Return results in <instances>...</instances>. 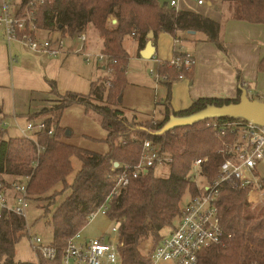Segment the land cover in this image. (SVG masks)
<instances>
[{
  "label": "trees",
  "instance_id": "trees-1",
  "mask_svg": "<svg viewBox=\"0 0 264 264\" xmlns=\"http://www.w3.org/2000/svg\"><path fill=\"white\" fill-rule=\"evenodd\" d=\"M222 1L230 5L233 18L264 26V0ZM26 2L21 0V5ZM33 17L34 32L57 31L61 38L75 36L84 31L87 24H93L102 39V51L108 56L105 69L112 76L92 82L88 95L72 92L61 95L51 109L43 108L28 119L39 117L37 119L44 121L47 128L53 129L52 136L42 132L36 133L35 138H0V176L11 177L12 181L27 180V199L47 200L49 205L54 201L57 186H68L66 178L72 170L71 158L76 157L80 169L69 185L71 192L51 216L53 239L50 245L57 249V260L68 239L80 233L91 220L90 214L103 207L109 220L119 222L122 264H150L151 251L145 255L139 245L149 238L157 241V245L165 237L161 232L171 228L170 233L174 228L184 194L197 192L190 178L193 162L202 160L199 173L211 182L217 178L218 167L224 160L222 141L205 127L208 119L165 132H160L162 127L170 116H187L207 105L236 102L239 97L234 100L200 97L187 109L176 112L166 106L164 118L155 123L151 119L137 121L135 117L128 120L118 107V97L127 85L129 53L124 40L135 33L139 37L138 49H142L149 31L154 36L166 32L175 39L178 32L194 31L204 33L206 41L225 50L221 24L199 12L175 10L168 1L160 0H46L34 8ZM110 17L115 19L114 24ZM259 66H264V56ZM192 68L193 65L189 70L157 65V72L171 77L165 82L166 100L170 96L171 82L177 80L179 74L191 76ZM73 104H80L100 117L107 132L108 149L104 154L60 140L66 133L58 124L61 113ZM144 140L172 156L173 161L167 166L168 175L160 177L155 174L157 167H149L136 178L130 176L127 187L110 198L115 175L124 165L138 163L144 152ZM262 185L264 189V181ZM247 190L236 184L222 186L217 205L224 237L221 243L203 249L197 264H264V201L251 211ZM26 234L24 218L14 213L0 218V264H31L14 260L15 246ZM57 260L43 262L59 264Z\"/></svg>",
  "mask_w": 264,
  "mask_h": 264
},
{
  "label": "built area",
  "instance_id": "built-area-1",
  "mask_svg": "<svg viewBox=\"0 0 264 264\" xmlns=\"http://www.w3.org/2000/svg\"><path fill=\"white\" fill-rule=\"evenodd\" d=\"M45 1L27 0L22 6L20 0L16 8L12 0L4 1L0 5V28L3 30L7 43L17 41L32 51L55 57L64 50L63 38H37L33 34L36 30L34 8ZM196 3L201 5L204 1L196 0ZM169 5L178 10V0H170ZM77 37L84 42L86 34L82 31ZM175 42L177 43L178 40L175 39ZM102 49L97 52L96 59L105 62L106 65L108 56ZM84 57L88 60L90 56ZM156 63L189 70L194 64V58L188 53L175 50L171 59L166 61L157 59ZM148 72L157 81L168 82L171 79L169 74H161L154 68H149ZM183 77V74H179L177 79ZM151 120L153 123L157 122L154 118ZM205 127L213 130L222 140L221 152L224 160L218 167V176L211 182H198V178H201L198 171L202 160L197 159L193 162L190 178L195 182L197 192L189 194V199L181 207L174 228L151 250L150 264L159 261H170L172 264H197L198 255L203 249L222 242L224 231L220 222L217 200L223 185L236 184L239 188H247V200L253 208L263 204L264 179L258 173V169L264 165V124H256L241 117L213 118L206 121ZM19 132L23 138H35L36 133L42 132L52 136L53 129L47 128L44 121H28L24 128L19 129ZM35 143L39 152L40 147L36 141ZM142 145L144 152L138 163L134 166L124 165L115 175V186L110 198L127 187L130 176L136 178L140 172H145L149 167H167L172 163V156L162 152L159 146H153L148 140H144ZM26 181L7 182L0 176V218L10 213L26 218L28 200ZM8 190L11 191V197ZM251 196L254 198L251 199ZM97 212L105 215L106 208L102 207L91 213L89 219H92ZM118 228L119 222H115L112 227L113 234H103L88 239H81L80 233H76L68 239L59 260H57V249L44 243L40 237H30V243L42 260L51 263L57 260L59 264H122L119 250L122 243L118 238Z\"/></svg>",
  "mask_w": 264,
  "mask_h": 264
},
{
  "label": "crops",
  "instance_id": "crops-1",
  "mask_svg": "<svg viewBox=\"0 0 264 264\" xmlns=\"http://www.w3.org/2000/svg\"><path fill=\"white\" fill-rule=\"evenodd\" d=\"M4 1L6 0H0V5ZM12 3L16 8L20 0H12ZM196 5L199 4L196 3ZM194 8L187 0H178V9L194 11ZM201 14L220 24L222 22V13L218 14L219 20L216 16L204 11ZM226 18L231 24L226 22V30L222 33L220 30L226 46L225 50H220L214 43L206 41L204 33L202 38L192 37L185 45L177 47L171 34L159 32L152 38L154 54L149 59H144L140 56V51L144 47L138 49V35H128L125 38L124 46L129 53L126 86L145 94L157 90L162 92L161 97L153 99L154 107L152 114H149L150 119L161 121L164 118L166 106L171 112H176L187 109L200 97L234 100L240 96L238 91L241 94V89L246 90V72L242 71L243 74L240 75L235 64L231 63V59H227L228 61L223 59V52L231 56L233 49L242 48L249 41L256 39L259 47L255 50L253 48L250 50L248 47L245 51L241 49L247 58V63H241L242 68L250 64L253 70L255 61L259 64L264 56V26L235 19L230 12ZM113 20L110 17V21L114 22ZM84 32L86 34L84 42L79 40L78 34L62 37L64 50L58 56L52 57L39 51H32L17 41L7 43L3 30L0 28V138L7 140L12 137H22L19 129L24 128L28 119L34 118L41 109L47 107L48 103L67 92L88 95L92 82L103 79L107 75L105 62L96 59L97 52L103 48L98 31L93 24L89 23ZM196 33L188 32L192 36ZM35 35L37 38H56L60 36V33L37 30ZM73 38L77 40L76 44L66 41ZM131 40L133 42L128 50ZM125 41L128 43L125 44ZM175 50L192 55L194 64L191 76H184L171 82L170 96L166 100L167 85L163 81H157L149 74L148 69L157 68V59L162 61L171 59ZM250 53L252 56L249 63ZM85 55L90 56L88 60L84 57ZM250 99L255 97L252 96ZM37 118L32 121H41ZM259 169L258 173L264 179ZM5 179L7 182L12 181L11 177H5ZM7 192L11 197V191ZM253 198L251 196V199Z\"/></svg>",
  "mask_w": 264,
  "mask_h": 264
},
{
  "label": "rangeland",
  "instance_id": "rangeland-1",
  "mask_svg": "<svg viewBox=\"0 0 264 264\" xmlns=\"http://www.w3.org/2000/svg\"><path fill=\"white\" fill-rule=\"evenodd\" d=\"M160 1L169 2L170 0ZM187 1L188 3H190V5H193L195 7L194 11L199 13H202L204 11V13H209L214 17L216 16L218 20V14L222 13L221 33L222 31L224 32L226 30L227 23L231 24L230 22H227L229 19L226 18L228 12L231 13V7L227 2H223L222 0H203L204 4L202 6H199L196 5V0ZM111 23L114 24L115 22ZM197 36L199 38H202L204 34L202 32H197L194 36H192L188 34V32H178L177 47L185 45L188 42V39H191L192 37L195 38ZM66 41L72 42L73 44L77 43V40H74V38L72 40L66 39ZM130 42L131 44H129V48L127 47L128 50L131 48L133 40H131ZM127 43L128 41H125V44ZM258 44L259 43L256 39L251 40L248 44L242 46V48L233 49L231 52V56H229L228 53H225L224 51L223 59L225 61L231 59V63L235 64L240 75L243 74L242 71L246 72V91L248 97L250 98L254 96L255 99L264 102V66L260 67L256 61L254 63L253 70L250 64L245 68H242L241 66V63H247L246 55L245 53L241 52V49L245 51L248 47L250 50L252 48L253 50H255V48L259 47ZM223 45L224 47H226L225 44ZM256 55L257 53L255 54V57ZM251 56L252 54L250 53L248 59L249 63L251 61ZM239 74L237 75L238 77ZM111 76V73H107L104 78L108 79ZM161 93V91L157 90L151 93L147 92V94H145L129 89V87L126 86L121 94L122 100L121 104L118 105V107L119 109L124 111L125 117L128 118V120H131L135 117L137 121L144 122L150 120L149 114H152L154 107L153 99L155 97H161ZM59 99L60 98L58 97L51 103H48L46 108L51 109L55 104L58 103ZM58 124L61 128L64 129V132L66 131V133L61 136L60 140L67 142L68 144L77 146L79 148L100 154H104L107 151L108 146L105 142L107 132L101 125L100 117L93 111L86 110L80 104H73L62 111ZM203 125L204 124H202L201 127H204ZM71 163L72 170L66 178L68 186L66 188H64L62 185L57 186V193L53 203L48 205L49 201L47 200H34L33 198L27 200L26 218H24L25 231L27 232V234L15 246V262L45 264L43 262L44 260L39 257L40 255L32 249L30 240L31 238H35V236H38L42 239L44 243L50 244L52 242V228L50 225L52 213L54 212L56 207L60 205L64 201V199L70 194L71 190L69 185L72 183L76 172L80 169V161L76 157L71 158ZM259 172L262 176L264 175V165L260 167ZM155 174L159 175L160 177L167 176L168 168L157 167L155 169ZM203 181H206V178H203L202 176L201 178H198V182ZM188 199L189 193L186 192L182 199L181 205L183 206ZM47 205L48 209H45ZM254 208L250 206L251 211ZM114 223L115 222L109 220L106 215L102 214L101 212H97V214L91 220H89L88 223L82 228V230L80 231V237L81 239H88L96 238L103 234H113L112 227ZM170 229L162 231L161 235H163L164 237ZM156 243L157 241L152 238H149L147 240H144L139 245V248L141 249L143 254L148 255ZM155 264H172V262L159 261Z\"/></svg>",
  "mask_w": 264,
  "mask_h": 264
},
{
  "label": "water",
  "instance_id": "water-1",
  "mask_svg": "<svg viewBox=\"0 0 264 264\" xmlns=\"http://www.w3.org/2000/svg\"><path fill=\"white\" fill-rule=\"evenodd\" d=\"M115 22V19L113 20ZM195 33L194 31H189ZM154 34L152 31L147 33V41L144 48L140 51V56L149 59L155 52L152 44ZM121 102V96L118 97ZM237 118L241 117L256 124H264V102L256 99H250L245 89H241V94L236 102H230L222 105H207L200 111L187 116H170L160 132L168 131L175 127L189 126L210 118ZM115 165H117L115 163Z\"/></svg>",
  "mask_w": 264,
  "mask_h": 264
}]
</instances>
